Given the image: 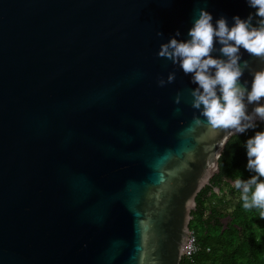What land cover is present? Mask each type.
Masks as SVG:
<instances>
[{
	"label": "water",
	"instance_id": "obj_1",
	"mask_svg": "<svg viewBox=\"0 0 264 264\" xmlns=\"http://www.w3.org/2000/svg\"><path fill=\"white\" fill-rule=\"evenodd\" d=\"M200 8L229 26L256 11L247 0H0V264H180L227 134L193 127L195 85L157 53L177 30L188 38Z\"/></svg>",
	"mask_w": 264,
	"mask_h": 264
},
{
	"label": "clouds",
	"instance_id": "obj_2",
	"mask_svg": "<svg viewBox=\"0 0 264 264\" xmlns=\"http://www.w3.org/2000/svg\"><path fill=\"white\" fill-rule=\"evenodd\" d=\"M247 2L255 13L244 19L234 16L231 26L223 16L213 23V15L206 8H200L188 38L178 39L181 33L177 30L167 42L161 43L157 53L158 57L178 65L185 76H190V82L195 85L189 90L191 106L199 111L193 127L223 130L227 135L219 144L221 149L230 137L256 128L257 120L264 122V67L254 69L241 52L243 49L264 62V0ZM157 35L163 36V33L159 31ZM215 52L219 55H213ZM246 71L252 75L250 88L249 82L242 79ZM175 78L176 73L169 72L166 80L160 77L157 83L164 87ZM180 100L178 93L174 102L179 104ZM245 147L246 167L254 174L247 180H235L234 187L242 190L243 207L260 210V217L264 219V130L247 139ZM221 157L222 151L216 152V159Z\"/></svg>",
	"mask_w": 264,
	"mask_h": 264
},
{
	"label": "trees",
	"instance_id": "obj_3",
	"mask_svg": "<svg viewBox=\"0 0 264 264\" xmlns=\"http://www.w3.org/2000/svg\"><path fill=\"white\" fill-rule=\"evenodd\" d=\"M256 124L229 138L218 160L219 172L196 195L189 227L199 250L180 264H264V219L260 210L243 207L242 190L234 187L235 180L254 174L246 167L245 142L264 130V122Z\"/></svg>",
	"mask_w": 264,
	"mask_h": 264
},
{
	"label": "built area",
	"instance_id": "obj_4",
	"mask_svg": "<svg viewBox=\"0 0 264 264\" xmlns=\"http://www.w3.org/2000/svg\"><path fill=\"white\" fill-rule=\"evenodd\" d=\"M199 250V245L196 241V235L193 229H190L189 236L184 249L183 257L191 259Z\"/></svg>",
	"mask_w": 264,
	"mask_h": 264
},
{
	"label": "flooded vegetation",
	"instance_id": "obj_5",
	"mask_svg": "<svg viewBox=\"0 0 264 264\" xmlns=\"http://www.w3.org/2000/svg\"><path fill=\"white\" fill-rule=\"evenodd\" d=\"M206 192H209L208 190Z\"/></svg>",
	"mask_w": 264,
	"mask_h": 264
}]
</instances>
